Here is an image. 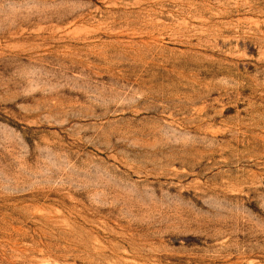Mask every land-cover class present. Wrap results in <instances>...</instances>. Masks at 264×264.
Segmentation results:
<instances>
[{"label": "rangeland", "instance_id": "374dc122", "mask_svg": "<svg viewBox=\"0 0 264 264\" xmlns=\"http://www.w3.org/2000/svg\"><path fill=\"white\" fill-rule=\"evenodd\" d=\"M0 264H264V0H0Z\"/></svg>", "mask_w": 264, "mask_h": 264}]
</instances>
